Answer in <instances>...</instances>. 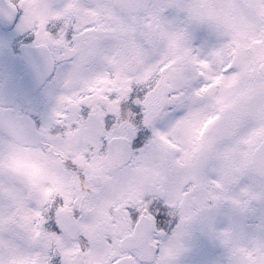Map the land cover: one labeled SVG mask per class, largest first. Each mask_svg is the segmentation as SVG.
<instances>
[{"label":"snow or ice","instance_id":"1","mask_svg":"<svg viewBox=\"0 0 264 264\" xmlns=\"http://www.w3.org/2000/svg\"><path fill=\"white\" fill-rule=\"evenodd\" d=\"M0 25L31 39L0 84V264H177L194 232L264 264V0H0Z\"/></svg>","mask_w":264,"mask_h":264},{"label":"rangeland","instance_id":"2","mask_svg":"<svg viewBox=\"0 0 264 264\" xmlns=\"http://www.w3.org/2000/svg\"><path fill=\"white\" fill-rule=\"evenodd\" d=\"M14 36L15 35L9 36L7 33H0V84L4 82L6 76L8 75L10 69V59H17V56L14 57V54H9L8 48V43L10 39ZM16 150L20 152H28L21 150L18 147H16ZM32 155L41 158V155L39 153H32ZM14 171L17 176L22 180V182L28 184L29 186H31V181L33 180V171H35L39 176V183H55L54 176H52L51 174L44 173L42 169H40L34 163L26 159L18 160L15 163ZM194 234L192 235L189 241L190 246H188V251L178 258L177 264L192 262L198 264H211L213 260L217 259L220 256L216 253L215 248L217 246L214 243H212L205 236L201 235L199 232H194ZM195 242H198L199 245L194 244Z\"/></svg>","mask_w":264,"mask_h":264},{"label":"flooded vegetation","instance_id":"3","mask_svg":"<svg viewBox=\"0 0 264 264\" xmlns=\"http://www.w3.org/2000/svg\"><path fill=\"white\" fill-rule=\"evenodd\" d=\"M0 33H6L2 25H0ZM30 43H31V39L27 35L15 34V36L11 38L8 43L9 54L10 55L14 54V57L17 56L18 60L21 59L22 57L25 56L21 54V49H22L21 47L28 46L30 45ZM18 79H17V82H18Z\"/></svg>","mask_w":264,"mask_h":264}]
</instances>
